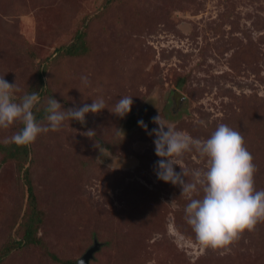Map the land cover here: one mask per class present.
<instances>
[{
    "label": "rangeland",
    "instance_id": "374dc122",
    "mask_svg": "<svg viewBox=\"0 0 264 264\" xmlns=\"http://www.w3.org/2000/svg\"><path fill=\"white\" fill-rule=\"evenodd\" d=\"M103 3L0 0V76L16 83L14 100L29 87L39 94L36 71L46 69L44 106L49 95L64 110L97 98L106 107L40 134L21 170L0 150V252L23 235L25 167L42 213L41 244L0 264H76L95 243L89 264H264V221L226 248L199 244L185 217L188 198L157 178L160 158L149 135L159 114L200 140L226 124L242 134L255 158L254 187L264 190V0ZM84 19L88 55L60 58L55 51ZM123 96L133 106L121 118L112 109ZM21 125L0 128V143ZM173 159L189 181L207 165L194 148Z\"/></svg>",
    "mask_w": 264,
    "mask_h": 264
},
{
    "label": "clouds",
    "instance_id": "9594fccd",
    "mask_svg": "<svg viewBox=\"0 0 264 264\" xmlns=\"http://www.w3.org/2000/svg\"><path fill=\"white\" fill-rule=\"evenodd\" d=\"M81 80L84 85L90 83L86 76ZM16 90V83H9L0 76V128L7 129L17 121L21 122L23 127L7 141L18 146L33 143L42 133L59 131L65 121L83 123L89 113L96 114L106 108L104 99L97 98L91 104L64 110L56 99L49 97L43 121H37L33 110L41 102L40 95L26 93L17 102L13 98ZM132 105V97L123 96L113 105L112 113L123 118L130 113ZM152 123L157 127L149 135L155 137V154L160 158L156 164L157 178L178 185L181 196L188 198L184 209L186 221L200 245L226 248L243 232L253 231L264 221V190L254 187L257 168L239 131L221 123L210 138L200 140L177 131L163 121L160 114L152 118ZM138 124L147 132L143 120ZM85 135L91 137L95 133L89 130ZM193 148L201 158H207V165L206 169L194 170L191 173L193 180L189 181L185 179L188 172L175 171L177 159L173 157H182ZM201 192L202 196L199 195Z\"/></svg>",
    "mask_w": 264,
    "mask_h": 264
},
{
    "label": "trees",
    "instance_id": "16d2710c",
    "mask_svg": "<svg viewBox=\"0 0 264 264\" xmlns=\"http://www.w3.org/2000/svg\"><path fill=\"white\" fill-rule=\"evenodd\" d=\"M112 1L114 2L115 0H104L103 5L111 4ZM87 21L84 19L82 21L81 27L76 31L73 39L68 45L61 46L55 51V53L60 54V58H71V57H85L88 55V45L86 41V27H87ZM29 51V50H28ZM33 56V53H30ZM46 72V69H43L42 71H36V76L39 78L38 81V86L41 87V92L39 93L40 97L43 99L46 96L45 92L48 91L46 89L47 85L45 86L44 81H43V74ZM46 74V73H45ZM45 88V90L42 91V88ZM49 87V85H48ZM34 87H29L27 91H25L24 94L30 93V92H35ZM51 97L48 95L46 100ZM22 98V97H21ZM133 106V105H132ZM44 105L41 99L40 104L34 108V115L36 116L37 121H41L44 117ZM38 109V110H37ZM132 110V108H131ZM23 125H21V128ZM20 128V129H21ZM244 127H242L243 129ZM239 129V128H236ZM241 129V128H240ZM0 150L4 151V157L6 160H17L16 165L18 166L19 170L23 168L22 162L27 159L28 157V145L24 146H18L13 143H0ZM253 158V163H254ZM24 179H26L27 182V190H28V205L25 208V211L23 213V235L21 239H12L11 241L7 242L4 244L2 251L0 252V263H2L3 259L9 255L10 252L15 251L20 248L27 247L28 245H39L41 244V241L37 236V227L38 225L42 224V213L38 210V207L36 205V196L33 192V186L29 181L26 167L24 168ZM55 261L59 260L55 257H53ZM61 262V261H60ZM68 264H73V263H68Z\"/></svg>",
    "mask_w": 264,
    "mask_h": 264
},
{
    "label": "water",
    "instance_id": "95a60500",
    "mask_svg": "<svg viewBox=\"0 0 264 264\" xmlns=\"http://www.w3.org/2000/svg\"><path fill=\"white\" fill-rule=\"evenodd\" d=\"M97 243H95V245L91 248H89L84 255L77 261L76 264H89L90 259L93 258V253L97 250L98 246L96 245Z\"/></svg>",
    "mask_w": 264,
    "mask_h": 264
}]
</instances>
